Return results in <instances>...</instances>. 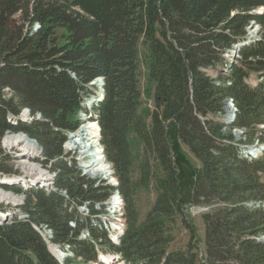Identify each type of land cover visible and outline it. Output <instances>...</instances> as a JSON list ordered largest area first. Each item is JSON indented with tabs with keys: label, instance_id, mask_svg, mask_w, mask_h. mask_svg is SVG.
<instances>
[{
	"label": "trees",
	"instance_id": "1",
	"mask_svg": "<svg viewBox=\"0 0 264 264\" xmlns=\"http://www.w3.org/2000/svg\"><path fill=\"white\" fill-rule=\"evenodd\" d=\"M250 22L262 27L253 42L245 37ZM263 72L264 0H0V140L7 131L34 139L42 163L59 171L56 188L66 191L0 181L25 195L17 213L0 216V264H59L33 224L68 247L64 264L96 262V248L128 264H199L191 227L184 249L172 248V226L177 218L187 224L186 206L207 208L202 264H264V152L248 161L243 142L222 132L239 129L253 140L263 131ZM252 74L256 84L248 82ZM99 78L101 95L86 109ZM229 100L236 111L227 126L218 118ZM21 108L41 119L13 122ZM81 111L97 122L115 188L94 186L60 156ZM171 142L197 161L192 174L181 175ZM10 157L0 150V179L11 175ZM143 188L154 199L139 221ZM112 191L124 201L119 246L96 219Z\"/></svg>",
	"mask_w": 264,
	"mask_h": 264
},
{
	"label": "built area",
	"instance_id": "2",
	"mask_svg": "<svg viewBox=\"0 0 264 264\" xmlns=\"http://www.w3.org/2000/svg\"><path fill=\"white\" fill-rule=\"evenodd\" d=\"M252 26L258 27L254 22H250L248 25V28H251ZM246 29V40L247 41H256L259 39V35H256V33H253L248 31ZM240 47L234 46L232 50H230V54L234 56V58L239 57ZM228 55H225L227 57ZM89 104V103H88ZM225 114H224V120H232L234 118V113L236 111L235 105L230 102V100L227 102L225 106ZM23 110H20V112L13 116L11 120L13 122H23L28 123L32 120L41 119V114L38 112L31 113V111L27 108H22ZM84 116V115H83ZM85 117V116H84ZM93 126L89 128L90 136L87 137H77L79 135L78 132H74L68 136V139L63 143L62 145V153L68 154L70 157H66L67 160H73L76 164V168L80 175L84 176L88 181L94 184V186L97 185H108L112 188H115L117 186V179L114 177L113 170L111 168V165L106 161L105 154L103 151L102 146L100 145L98 132V125L96 121L87 122V126ZM81 131V130H80ZM11 133L10 131H7L5 134ZM15 134H18L20 136H23L27 138V140L31 141L35 145V151L29 152L27 155L24 156V159H22L27 165L33 166L30 170L26 168L25 166H22V170L19 173L17 177V181L20 183V186L22 189H31V188H39L44 191L50 192V191H58L62 195H66L65 190H58L55 186V181L59 176L58 170H52L48 164L42 163L43 155H42V149L39 148V150H36L37 145H39L34 139L28 137L26 134L22 132H17ZM92 134V135H91ZM15 135V136H18ZM79 138V142L82 144L87 143L88 145L92 144L95 150H97V153H94V151L88 150V149H77L75 146H69L70 142L74 140L73 138ZM90 140V141H89ZM12 148V147H11ZM91 148V149H93ZM260 152V149H256V146L252 148L250 151L244 152V157H246L248 160H253L258 156ZM22 155V154H21ZM73 156V157H72ZM26 157V158H25ZM39 160V161H37ZM95 161H101L107 170V174L103 175H96L92 176L90 175L91 168L96 164ZM42 167H45L46 169H42ZM12 177V175L7 176ZM98 177H105L107 181H101ZM18 197L21 201L20 204H17L18 206H13L12 208H9L2 213H0V216L3 217H10L13 212H16L20 206L23 204L25 195L23 193H19L15 195ZM14 198V197H13ZM105 208L102 212H99V214L96 216V219L101 225V227L105 230L107 238L109 242L114 245L118 246L121 242L122 237L124 236L125 232V219L123 217L124 213V201L123 198L120 196V194L117 191H112L108 195L107 199L104 201ZM77 211L82 214L83 216L89 214V210L85 208L84 206H77ZM17 213V212H16ZM17 217L19 219L25 218V215L17 214ZM33 229L40 235L42 240L46 243L49 251L52 253V255L60 262L63 263L67 258H72V255L68 252L67 246H60L54 242L53 235L50 229L47 228L46 225H32ZM81 239H85L86 235H80ZM100 243L101 241L98 240ZM118 264H123L124 262H113Z\"/></svg>",
	"mask_w": 264,
	"mask_h": 264
},
{
	"label": "rangeland",
	"instance_id": "3",
	"mask_svg": "<svg viewBox=\"0 0 264 264\" xmlns=\"http://www.w3.org/2000/svg\"><path fill=\"white\" fill-rule=\"evenodd\" d=\"M13 19L15 20V22L17 24H19L21 22V17L19 14L15 15L13 17ZM247 30L252 32V34L256 33V35L260 36V33L262 31V27L259 25L257 28H256V26H252L251 28H248ZM227 59L229 60V57ZM209 75H211L212 77L216 76L213 71H209ZM252 77H255V74H252ZM4 98L6 101H11L14 104H17V99H16L15 95L12 93L5 92ZM150 106H151V103L146 99L145 96H143L142 107L144 109H147V108L149 109ZM20 110H23V109L21 108ZM78 119L80 120L81 124H80V126L76 132L79 133L83 127L84 128L82 129V131L84 129H86L85 126H87L88 121L86 120V118L84 116H82V113H80L78 115ZM86 132H87V130H86ZM222 132L224 134L230 133L237 141H242L246 145H248V146L250 145L249 147H253L254 145H259V146L261 145L264 147V126H263V131L258 132L253 136V140H249L248 138L246 139V137L244 138V132L242 130H239V129L225 128V129H223ZM15 135H18V134H15V132L4 134L0 140V150L3 154L11 156L10 161L8 163V168H10L12 177H10L8 181H4V184L6 182V185L19 187L20 183L17 181L16 176H18L22 170V163L24 161L22 160L21 164H20V160L24 159V156L26 154L22 153L23 152L22 146H18V147L16 146L15 147V146H12L9 144L6 145V143H5L6 138L14 137ZM88 136H90V133L87 134V137ZM171 144L173 147L172 148L173 153L177 154L183 160V163L181 165L182 171L180 172L181 175L187 176L189 174H192L193 171L195 170V168L198 166L197 161L194 159V157L191 155V153L188 151V149L184 145L179 144V143L174 144L173 142H171ZM39 148H41V146L37 145L36 150H39ZM33 151H35V148ZM42 155H43V159H44L43 150H42ZM60 156L70 157V156H68V154L64 155L62 153V147H61ZM174 157L176 158L177 156L174 155ZM24 160L26 161V159H24ZM42 169H46V168L42 167ZM98 178L101 181H105V182L107 181V179H105V177H98ZM0 193L5 194V195H9L10 197H12V198L14 197V199H16L15 201L0 199V205L3 207H6L7 209L12 208L13 206H18L17 204L21 203L20 199L15 196L16 194H19V193H16V192L11 191V190H5L2 188H0ZM136 199H137V208L139 211V221H141L144 218L146 212L149 210V208L153 202L154 195L152 194L150 188H143V189L138 190V192L136 193ZM7 209H5V210H7ZM206 211H207V208L202 207V206H186V207H184L183 213H184V218L187 221V224H182L181 219L177 218L175 224L172 226V233H171L174 237V241L172 243V248L184 249V247L187 245V243L189 241V237H190V230L188 229V226L194 230V235H195L194 243L196 245V251L198 253V259H199L198 263L199 264H202L201 258H202L203 249H204V228H203L201 217H202L203 213H205ZM72 264H102V263H84L81 260L74 259V260H72ZM125 264H128V263H125Z\"/></svg>",
	"mask_w": 264,
	"mask_h": 264
},
{
	"label": "bare ground",
	"instance_id": "4",
	"mask_svg": "<svg viewBox=\"0 0 264 264\" xmlns=\"http://www.w3.org/2000/svg\"><path fill=\"white\" fill-rule=\"evenodd\" d=\"M85 127H86V129H84L82 131V129L84 128L83 127L81 129L79 135L77 136V137H80V139H82V137H85L88 134V132H89V128L90 127H94V125L93 126L91 125L89 127L88 126H85ZM86 130H87V132H86ZM77 137L76 138L75 137L73 138L74 140H72L70 142V145L69 146H73V147L75 146L77 149H88L87 147H89L88 150H90V151L92 150V151H94V153H97L98 152L97 150H95L93 148L94 146L92 144H90V145H88L87 143L82 144L81 142L78 141L79 138H77ZM5 143H6V145L9 144V145H12V146H15V147L16 146L17 147L18 146H22L23 147V149H22L23 152L22 153H24L26 155L29 152L33 151L34 148H35V146L33 145V143L31 141L27 140V138H25L23 136H20V135L19 136H14V137H8V138H6L5 139ZM91 148H93V149H91ZM21 161H22V159L20 160V164H21ZM95 163L96 164L90 170V173H89L90 175L96 176V175H103V174L105 175V174H107V170H106L104 164L101 161H95ZM22 166H25L29 170L31 168H33V166L27 165V163H24V162L22 163ZM0 199L12 200V201H15L16 200V199L10 197L9 195H5V194H2V193H0ZM102 261L108 263V258L102 257Z\"/></svg>",
	"mask_w": 264,
	"mask_h": 264
},
{
	"label": "water",
	"instance_id": "5",
	"mask_svg": "<svg viewBox=\"0 0 264 264\" xmlns=\"http://www.w3.org/2000/svg\"><path fill=\"white\" fill-rule=\"evenodd\" d=\"M101 80V79H100ZM102 81V80H101ZM91 85H93V82H92V84Z\"/></svg>",
	"mask_w": 264,
	"mask_h": 264
}]
</instances>
